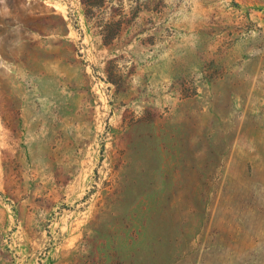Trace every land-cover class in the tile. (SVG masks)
Returning a JSON list of instances; mask_svg holds the SVG:
<instances>
[{"label":"rangeland","instance_id":"374dc122","mask_svg":"<svg viewBox=\"0 0 264 264\" xmlns=\"http://www.w3.org/2000/svg\"><path fill=\"white\" fill-rule=\"evenodd\" d=\"M0 264H264V0H0Z\"/></svg>","mask_w":264,"mask_h":264}]
</instances>
